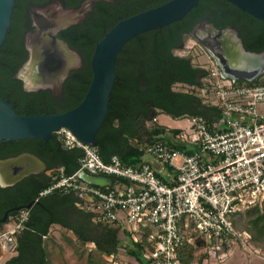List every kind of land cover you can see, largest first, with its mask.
<instances>
[{
    "label": "trees",
    "instance_id": "obj_1",
    "mask_svg": "<svg viewBox=\"0 0 264 264\" xmlns=\"http://www.w3.org/2000/svg\"><path fill=\"white\" fill-rule=\"evenodd\" d=\"M163 1L136 0L135 7L130 9L131 11L124 12L121 18ZM214 4H220L228 9L229 13H238L258 24V28L255 27L251 33L250 43L245 42L244 44L251 50L264 48V21L241 10L227 0H198L182 18L160 29L148 30L129 39L117 54L116 77L110 94L108 111L103 124L96 132V146L104 160H109L112 154H117L124 163L132 164L128 156L131 148L137 149L131 145L132 138L142 134L150 137L151 134L158 133V131L169 130L166 126L153 120L155 115L160 112L165 111L176 116L200 115L210 125L219 119L220 108L195 91V85L199 80V78L196 80L197 73L204 71L195 64L196 52H186L181 49L172 50L174 47L172 39L176 31L182 26L186 30L194 20L205 14L208 8ZM16 9L17 4L14 7V10ZM71 28L79 34L78 36L81 35L80 33H86L83 36L87 38H89L92 29L83 22L72 25ZM102 35V33L96 35L95 40L101 38ZM187 36L189 37V35ZM83 40L87 39L83 38L81 45L74 39L70 41V43L75 42L73 44L76 46L72 47L80 50L84 57L80 69L70 72L76 87L73 88L69 84H65L67 79L65 80V101L63 104L57 105L58 107H53V102L47 91L23 90L21 81L14 74L21 61L26 57V52L23 46H8L7 39L4 40L0 48V95L9 101L13 100L14 108L24 112H57L76 105L84 95L92 75L90 56L94 45L93 42L84 45L85 41ZM127 45L140 46V53L146 54L150 62L149 66L139 69L147 82V87L140 92L136 86V74L139 70H135V66H126L120 72L117 70L118 57L123 47ZM173 84L184 85L185 88H177V86L172 89ZM139 97L152 99L157 108L156 113L151 117L152 126L146 125L147 110L145 106L142 105L137 110L134 105V99ZM165 100L168 102L172 100L176 107L165 103ZM170 130L175 136L180 128H171ZM63 137L62 133L55 130L52 132V136L46 140L42 138L7 140L8 147L12 152L32 151L45 161L47 168L38 173H31L22 179L21 199L16 202L21 204V208L27 209V216L22 221L21 227L13 233L14 247L12 249L14 253L0 264H48L45 240L53 224H59L62 228L70 231L79 243L89 246L87 264H102L103 255L114 257L120 247H124L126 253L134 257L135 264H153L151 258L146 254L154 249L155 239L153 237L156 232L154 225L139 224L141 230L139 237L134 239L129 235V242L123 243L120 226L115 222L103 223L98 220L96 212L86 208L83 205V200L74 194V190L55 189L47 194L39 195V191L50 184L59 172L73 173L80 168L79 158L83 154L82 148L65 146ZM154 141L173 144L164 138L154 139L151 142ZM174 145L185 148L184 143H175ZM186 150L191 151V149ZM109 176L113 182L125 180L120 176ZM126 181L130 182L127 179ZM32 199L33 203L27 207L26 205ZM235 203V209L228 216L232 225L239 232L247 231L250 234L248 238L250 247L264 253V197L261 200L256 199L250 202L249 204L252 206L244 212H241L238 207L240 200H235ZM19 212L20 210L13 217L14 220L19 219ZM186 227L193 228V224L185 216H182L179 220V228L182 232L183 242L176 249L177 257L182 263L193 259L192 251L198 241L188 240V236L183 234ZM199 236L202 237L204 234H199ZM186 245L189 247L187 254L184 253ZM198 260L200 261L201 257Z\"/></svg>",
    "mask_w": 264,
    "mask_h": 264
},
{
    "label": "built area",
    "instance_id": "obj_2",
    "mask_svg": "<svg viewBox=\"0 0 264 264\" xmlns=\"http://www.w3.org/2000/svg\"><path fill=\"white\" fill-rule=\"evenodd\" d=\"M182 50L196 52L195 64L204 71L195 91L216 104L221 116L212 125L200 115L188 116V125L175 137L194 145L191 151L161 141L145 145L155 160L172 167L175 181L166 182L149 162L127 164L117 154L104 160L96 145L82 142L62 126L56 131L63 134L64 145L83 150L79 170L120 176L130 182L102 186L80 178L79 170L59 172L39 195L55 189L86 192L93 200H83V205L95 211L103 223L123 218L128 223L154 225V249L146 254L153 264H183L176 252L183 242L182 216L197 233L225 238L264 259V254L248 244L250 234L237 231L228 217L235 200L264 197V72L255 81H233L221 75L195 38L189 37ZM26 216L27 209L21 208L19 219L0 234L3 247H14L13 233Z\"/></svg>",
    "mask_w": 264,
    "mask_h": 264
},
{
    "label": "water",
    "instance_id": "obj_3",
    "mask_svg": "<svg viewBox=\"0 0 264 264\" xmlns=\"http://www.w3.org/2000/svg\"><path fill=\"white\" fill-rule=\"evenodd\" d=\"M94 0H83L76 6L64 7L50 3L38 9L36 30L27 41V57L18 67L15 77L22 80L26 90L48 89L52 95L62 90L63 82L72 69L79 67L82 56L57 36V31L83 18ZM264 21V0H227ZM198 0H165L116 21L95 43L90 56L91 79L80 101L57 112L17 111L14 104L0 95V142L20 138H42L64 126L82 142L97 144L96 132L104 122L110 94L115 81V60L125 42L135 35L160 29L182 18ZM15 0H0V48L11 23ZM214 59L222 76L233 81H255L264 72V48L251 50L244 46L232 27L217 28L200 20L189 30ZM197 73L196 80L201 75ZM47 168L36 153L24 151L0 158V185H10L30 173ZM83 180L110 185L109 175L79 170ZM82 200L92 201L86 192L74 191ZM33 200L26 206L29 207Z\"/></svg>",
    "mask_w": 264,
    "mask_h": 264
},
{
    "label": "flooded vegetation",
    "instance_id": "obj_4",
    "mask_svg": "<svg viewBox=\"0 0 264 264\" xmlns=\"http://www.w3.org/2000/svg\"><path fill=\"white\" fill-rule=\"evenodd\" d=\"M82 1L83 0H15V5L17 4V9L14 10L15 7L14 5L11 14V23L9 26V31L7 32V35L5 37V40L7 39V45L23 46L27 57V49L25 46H27V41L29 40L30 35L36 30L37 25L35 19H36V15L39 13L38 9L50 3H59L64 7H72L78 5ZM135 1L136 0H94L91 5V8L86 12L83 18H81L74 24H71L65 28L58 30L57 36L60 39L64 40L69 46H76L75 44H73L75 42L81 45L82 44L81 41L83 38L87 39V40H83L85 41L84 45H87L88 42H93V45H95V43L100 39L99 38L95 40L96 39L95 36L99 35L100 33L104 34L116 21H118L121 18L124 12L129 11L130 9L135 7L134 4ZM145 1L149 2L154 0H145ZM227 10L228 9L224 8L220 4L211 5L206 11V13L200 16L199 18H197L196 20H194L186 30L185 27L184 28H182L183 26L180 27L173 36L172 41L174 43L172 46L174 47L172 48V50L174 51L180 50L182 49L183 46H185L187 39L189 37H192L189 33V30L194 24H196L200 20H206L208 23H211L217 28L232 27L239 36V38L241 39L243 44L245 42L250 43V39H252L251 33L255 29V27L258 28V24H256L252 20H248L243 15H240L238 13L232 14L229 13ZM82 22L85 25H89L90 27H92L91 32L89 33L90 35L89 38L83 36L86 33H80L81 35L78 36L79 34H77V32H75L71 28L72 25L80 24ZM187 35H189V37ZM73 39L76 41L70 43V41H73ZM197 44L201 46V44L198 41ZM140 51H141L140 46H129V45L124 46L117 60L118 72H120L121 69H123L124 67L126 66L129 67L131 65L136 67L135 70H139L141 67L143 68L149 66L150 62L147 59V55L141 54ZM78 52L82 56L81 64L79 65L78 68L72 69L71 71L80 69V67L82 66L84 54L80 50H78ZM204 55L210 56L205 49H204ZM25 58L21 61V63L25 60ZM70 72L69 75L65 78V80L67 79L66 83L65 80L63 82L61 92L54 95H52L48 89L26 90L23 87L22 80L18 77L16 78H18L21 81V86L25 91H34V92H38L42 90L47 91L49 93L50 99L53 102V107H58L59 105L63 104V102L65 101L64 83L69 84L73 88L76 87L75 81L73 80V78H71ZM136 75H137L136 86L140 92L147 87V82H146V78L144 77L143 74H141L140 70L139 72H137ZM173 88L175 89L174 84L172 85V89ZM134 101H135L134 105L135 107H137V110L140 109L139 108L140 106L142 105L145 106V109L147 110V116L149 118L153 117L154 114L156 113L157 108L154 106L152 99L148 97H143V98L139 97L134 99ZM9 102L14 104L13 100H10ZM165 103L175 106L172 100H170L169 102L165 100ZM24 151H29V150L12 152L8 147V143L6 140L0 142V158L14 156ZM22 179L10 185H0V211H2V213H0V229L2 228L3 224L7 222L10 218H13L21 208L20 206L21 204H19L16 201L18 199H21V194H22L21 187L23 184Z\"/></svg>",
    "mask_w": 264,
    "mask_h": 264
},
{
    "label": "rangeland",
    "instance_id": "obj_5",
    "mask_svg": "<svg viewBox=\"0 0 264 264\" xmlns=\"http://www.w3.org/2000/svg\"><path fill=\"white\" fill-rule=\"evenodd\" d=\"M175 87L182 89L185 88L184 85L177 84L175 85ZM152 121L153 120H151V122ZM155 121L167 127H176L181 129L186 128V126L188 125V116H176L163 111L156 115ZM151 122L149 121V123ZM168 135V132L161 134L164 139H166ZM250 202L253 201L249 200L248 197L244 196V198H242V200L238 204V207L240 208L241 212H244L246 209L252 206L249 204ZM12 222H14V218H10L7 222H5L2 228L0 229V234L4 230H6ZM183 234L185 236H188V240L190 241L198 240L197 245L192 251L194 260H198V258H200L201 256H205V254H211L209 256L215 258V252L222 253L223 251H227L230 245L233 244L231 241L225 238L208 235H204L201 237L199 236V233H197L192 227L184 228ZM45 243L48 251V264H87V251L89 249V246L79 243L70 231L62 228L59 224H53L51 226L49 235L46 238ZM188 250L189 247L186 245L184 248V253L187 254ZM13 253V249L3 247L0 241V262L4 261ZM98 256H100V254H98ZM217 256L218 255L216 254V257ZM130 260L133 259L126 256L124 250L120 248V251L117 252L114 257L109 255H103L102 264H135V262Z\"/></svg>",
    "mask_w": 264,
    "mask_h": 264
},
{
    "label": "crops",
    "instance_id": "obj_6",
    "mask_svg": "<svg viewBox=\"0 0 264 264\" xmlns=\"http://www.w3.org/2000/svg\"><path fill=\"white\" fill-rule=\"evenodd\" d=\"M161 113V112H160ZM151 118L147 116V119L145 120L147 126H152L153 121L151 122ZM153 120H156V115L153 118ZM149 121L151 123H149ZM167 127V126H166ZM169 130L165 131H158V133H153L151 134L150 137H148L145 134L140 135L139 137H134L131 139V145L134 147H137L136 150L134 148H131L130 154L128 156V159L131 161L132 164L139 163L141 161H148L151 163L153 168L156 170L158 175L164 179L168 183H172L175 181V171L172 169L171 166L168 165H162L160 164L155 158H153L149 153H147L144 150V146L153 141L154 139H162L164 138L161 136L162 133L168 132L169 135L166 137L167 140H170L173 143H184L185 144V149H194V145L188 143V142H183L174 136V133H172L171 128H176V127H167ZM128 183V181L121 180V181H116L110 184V186L116 187V186H122L124 184ZM13 224V222L10 224V226ZM116 225L120 226V233H121V238L123 243L129 242V235H131L134 239H137L140 235V227L137 224L134 223H128L126 222L123 218H119L117 221H115ZM9 226V227H10ZM8 227V228H9ZM233 244L230 245V247L227 249V251H223L222 253L215 252L218 256L216 257V254L214 253L215 258H212L211 254L201 256V260H194L191 259L188 262H183V264H264V260L259 257L257 254H253L252 252L248 251L240 246L239 244L232 242ZM121 249L124 250V253L126 256L130 257L133 261L136 263V260L134 257L131 255L127 254L124 247H120ZM120 248L118 252L120 251ZM185 257V255H183ZM221 258V259H220Z\"/></svg>",
    "mask_w": 264,
    "mask_h": 264
}]
</instances>
